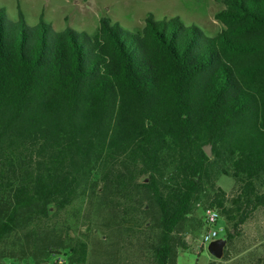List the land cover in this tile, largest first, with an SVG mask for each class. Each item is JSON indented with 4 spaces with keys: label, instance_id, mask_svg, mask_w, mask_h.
<instances>
[{
    "label": "trees",
    "instance_id": "trees-1",
    "mask_svg": "<svg viewBox=\"0 0 264 264\" xmlns=\"http://www.w3.org/2000/svg\"><path fill=\"white\" fill-rule=\"evenodd\" d=\"M216 2L223 28L210 38L151 15L137 33L101 19L92 36L52 34L0 9V264L30 238L20 259L86 264L84 241L37 244L99 188L136 226L124 232L140 264H174L198 205L224 222L227 249L209 264H264L236 248L264 207V0Z\"/></svg>",
    "mask_w": 264,
    "mask_h": 264
},
{
    "label": "rangeland",
    "instance_id": "rangeland-1",
    "mask_svg": "<svg viewBox=\"0 0 264 264\" xmlns=\"http://www.w3.org/2000/svg\"><path fill=\"white\" fill-rule=\"evenodd\" d=\"M220 7L216 0H0V9L5 12L7 20L12 24L20 22L21 14L25 25L29 27L44 23L51 27L52 34L73 29L88 36L94 35L101 19H108L112 25L137 33L144 26L145 18L151 15L156 21L176 19L186 27L199 29L210 38L223 28L213 17ZM217 185L230 195L234 179L220 176ZM100 190L101 188L91 200L79 201L69 207L59 217L55 233L51 236L40 234V238L46 242L38 240L37 246L42 247L48 242L55 244L60 236L64 242L70 240L86 242L88 245L86 264H140L137 257L132 254L136 252L138 241L135 236H128L124 232L125 227L136 226L133 223L132 225L128 222L123 223V216L128 219V215L123 214L124 206L115 205L108 199L105 203L102 201L103 205L100 204L99 195L102 192ZM141 215L143 216V213ZM202 217L203 209L198 205L178 227L175 239L177 242L182 241L185 248L180 246L175 248L174 264H209L212 260L213 257L208 253L209 244H202L206 233V227L200 226ZM147 225L150 226V223ZM147 225L142 224L137 230L140 232L146 229ZM220 227H224L222 219L218 221L215 229L218 230ZM224 235L225 232L219 233L217 240H223ZM21 241L16 242L18 245L15 257L6 259L1 264H49L42 255H38L37 263L33 259H20L19 250L22 243L27 251L34 249L31 238L26 242L23 239ZM237 244L236 248L239 250L246 248L264 258V207L243 226ZM8 245L11 246V242ZM224 249H227L226 245ZM55 260L58 264L63 263L61 257Z\"/></svg>",
    "mask_w": 264,
    "mask_h": 264
},
{
    "label": "built area",
    "instance_id": "built-area-1",
    "mask_svg": "<svg viewBox=\"0 0 264 264\" xmlns=\"http://www.w3.org/2000/svg\"><path fill=\"white\" fill-rule=\"evenodd\" d=\"M219 212L214 208H205L203 212L204 226L206 233L203 236L202 244H210L217 240L219 233L225 232L224 227L215 229L216 224L220 220Z\"/></svg>",
    "mask_w": 264,
    "mask_h": 264
},
{
    "label": "water",
    "instance_id": "water-1",
    "mask_svg": "<svg viewBox=\"0 0 264 264\" xmlns=\"http://www.w3.org/2000/svg\"><path fill=\"white\" fill-rule=\"evenodd\" d=\"M203 151L207 157H211V145L207 144L203 146ZM224 246V240H216L208 245V253L214 259H220L223 254Z\"/></svg>",
    "mask_w": 264,
    "mask_h": 264
}]
</instances>
